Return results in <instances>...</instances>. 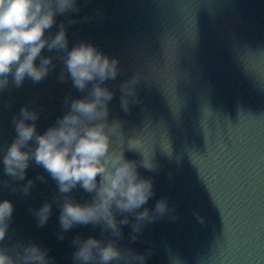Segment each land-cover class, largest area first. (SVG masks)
Wrapping results in <instances>:
<instances>
[{
	"label": "clouds",
	"instance_id": "1",
	"mask_svg": "<svg viewBox=\"0 0 264 264\" xmlns=\"http://www.w3.org/2000/svg\"><path fill=\"white\" fill-rule=\"evenodd\" d=\"M90 2L83 0V7ZM81 11L80 0H0V95L23 87L26 79L34 84L42 82L55 72L54 61L63 65L58 81L70 80L73 88L85 94L79 99L66 96L65 114L43 134L37 124L41 110L25 105L12 117L14 138L0 150L2 177L10 179L0 178V191L31 197L37 182L48 180L43 174L27 179L28 169L42 168L56 184L53 202L60 210L57 238L63 241L65 233L82 225L101 229V239L73 238V264H147L153 249L138 253L119 246L124 239L122 226L130 227L131 242L135 243L149 225L166 217L175 222L176 209L167 198L159 199L154 208L144 207L156 193L153 179L142 176L139 169L156 173L160 164L154 150L147 151L139 137H126V121L109 120V104L115 93L105 84L117 80L123 71L119 59L84 41L69 48L68 29L72 25L103 18L99 10L94 17L71 18L70 14ZM58 15L65 16L66 22H60L52 32ZM45 49L54 55L44 56ZM143 79L137 72L119 84L124 113L130 114L132 106L142 102L137 85ZM114 138L118 147H114ZM126 152L138 153L139 159H127ZM26 179V183H17ZM78 188L91 199L77 202L72 193ZM14 211L12 201H0V264H56L47 248L17 238L15 231L10 233ZM29 211L37 227L43 228L53 214V203L45 202ZM118 215L123 218L117 219Z\"/></svg>",
	"mask_w": 264,
	"mask_h": 264
}]
</instances>
